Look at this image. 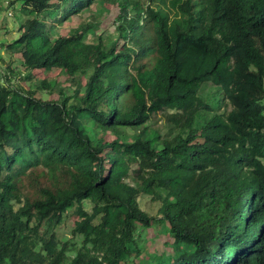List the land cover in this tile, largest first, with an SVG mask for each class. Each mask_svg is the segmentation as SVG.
<instances>
[{
	"label": "trees",
	"instance_id": "16d2710c",
	"mask_svg": "<svg viewBox=\"0 0 264 264\" xmlns=\"http://www.w3.org/2000/svg\"><path fill=\"white\" fill-rule=\"evenodd\" d=\"M10 9L0 264H264V0Z\"/></svg>",
	"mask_w": 264,
	"mask_h": 264
},
{
	"label": "rangeland",
	"instance_id": "374dc122",
	"mask_svg": "<svg viewBox=\"0 0 264 264\" xmlns=\"http://www.w3.org/2000/svg\"><path fill=\"white\" fill-rule=\"evenodd\" d=\"M3 8L2 10H0V58L4 59V62L2 63L0 61V74L3 77L4 73L6 72V70L8 69L7 65L10 63V58L11 55L8 53V51L6 50V45L9 44L10 42H13V38L15 36V34L11 35L15 29L17 28V25L14 23V19L13 17L18 15V12H22L23 14H27L25 11H22L21 9H18L16 12H14L13 16L11 17V14L13 13V10H6L8 6V0H0ZM18 13V14H17ZM113 21V17H111L108 20V23H111ZM3 25H6L5 29L2 30ZM19 63V61L14 62L15 65H17ZM1 77V78H2ZM159 120H161V118L159 117ZM161 122L157 123L155 125V127H161ZM30 174L28 175V177L26 178V180L29 178ZM141 205L142 208L144 210H146L147 212H149L151 215H156L157 213V209L158 206L157 204H154L151 200L148 201H142L141 200ZM90 204H87V208H90ZM73 238L72 234L66 230L63 229L62 233H61V237L60 239L63 241H67V240H71Z\"/></svg>",
	"mask_w": 264,
	"mask_h": 264
}]
</instances>
